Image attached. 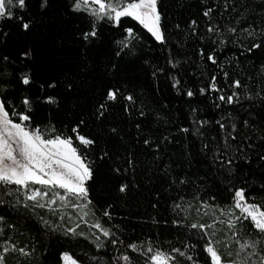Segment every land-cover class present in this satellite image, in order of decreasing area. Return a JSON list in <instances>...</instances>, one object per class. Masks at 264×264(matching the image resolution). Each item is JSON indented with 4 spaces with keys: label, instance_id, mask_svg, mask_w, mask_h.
Returning <instances> with one entry per match:
<instances>
[{
    "label": "trees",
    "instance_id": "16d2710c",
    "mask_svg": "<svg viewBox=\"0 0 264 264\" xmlns=\"http://www.w3.org/2000/svg\"><path fill=\"white\" fill-rule=\"evenodd\" d=\"M11 11L0 19V103L13 122L28 115L26 127L72 139L91 168L89 215L101 227L69 233L1 186L0 264H61L63 253L151 264L156 252L208 264L207 245L231 262L236 229L264 264V235L226 227L238 189L264 210V0H159L162 41L129 18L95 23L71 0Z\"/></svg>",
    "mask_w": 264,
    "mask_h": 264
},
{
    "label": "snow or ice",
    "instance_id": "6c2138e0",
    "mask_svg": "<svg viewBox=\"0 0 264 264\" xmlns=\"http://www.w3.org/2000/svg\"><path fill=\"white\" fill-rule=\"evenodd\" d=\"M89 3L96 5V7L89 8ZM25 4L26 0H7V2L6 0H0V18L12 16L11 6L18 5L22 9ZM73 7L74 10L84 8L96 20L107 18L117 24L122 17H131L147 29L157 41L163 40L156 0H76ZM205 14L207 15V13ZM23 27L28 29L29 24L24 23ZM125 31L129 37L133 35L131 28H127ZM87 35L89 34L86 33L85 36ZM91 35H95L94 30ZM252 47H258V45L253 44ZM208 59L212 60L213 57L209 56ZM23 82L27 84L29 82L28 78L25 77ZM236 86H239L238 82H236ZM212 87L215 88V85ZM187 95L192 96L193 93L189 91ZM108 97L114 98V93L109 91ZM221 99L225 98L221 97ZM227 100L231 103L232 96H228ZM23 103L27 106L29 101L25 99ZM12 115H16L15 111ZM29 119L28 115L19 114L20 122H13L3 103H0V182L15 184L22 188H27L29 184L51 188L54 190L53 195L65 206H68V197H72L76 201L87 200L88 190L85 183L91 178V168L85 163L86 158L78 155V150L73 146L70 137L63 134L48 136L42 133L39 128L30 129L26 127L23 122L29 121ZM72 131L76 132L77 130L73 128ZM76 138L86 146L93 143L92 140L79 134ZM55 189H63L64 194L60 195ZM121 191H124L123 187ZM45 195H47V192L33 189L26 198L36 201L37 196L43 198ZM244 199L243 190H236L235 207L239 208L241 213L250 217L253 226L264 233V211H261L254 204H242L241 202ZM54 202V200H49L48 206L51 207ZM36 206L44 207L45 205L37 204ZM85 207L87 205H80L82 211ZM83 215H87V213H83ZM83 215L81 219H83ZM44 224L47 226V221H44ZM229 225L231 226V221H229ZM191 226L193 228L198 227L196 224ZM94 227L99 229L101 226L97 223ZM199 227H210V225H199ZM68 231L76 234L74 229H68ZM103 235L107 237L109 235L108 231L103 230ZM249 246L255 248V242L249 245L248 241L245 240L241 245V251ZM97 247H101V244L98 243ZM132 247L134 248L135 245H132ZM205 250L210 254L212 264H222L221 256L211 245ZM124 259L127 260L128 257L125 256ZM61 260L65 264H68V262L76 264V261L67 253L61 255ZM151 264H168V257L164 253L156 252L151 255Z\"/></svg>",
    "mask_w": 264,
    "mask_h": 264
},
{
    "label": "rangeland",
    "instance_id": "374dc122",
    "mask_svg": "<svg viewBox=\"0 0 264 264\" xmlns=\"http://www.w3.org/2000/svg\"><path fill=\"white\" fill-rule=\"evenodd\" d=\"M158 1L159 0H156V7H157ZM6 2H7V0H6ZM75 2H76V0H71L73 9H74L73 6H74ZM14 7H19V6L18 5H13V6H11V9H13ZM88 7L89 8H93V7H96V5H93V4L89 3ZM75 11L83 13V14L91 17L95 23L99 22L101 20L110 21L107 18H102V19L96 20L84 8H81V10H75ZM122 18L132 19L131 17H122ZM133 21L136 22L142 28V25L139 24V22H137L135 20H133ZM110 22H113L114 24H117L114 21H110ZM127 35H128V33H127ZM109 99L112 100L113 98H109ZM77 141L79 143H81L78 139H77ZM1 186L4 187V188H10L12 186H15L16 188L18 187L21 190V192L23 194H25V199L27 201L31 202L34 205L35 210L45 211V213H47L50 216L51 219H56L57 223L60 224L61 227L64 226V228L67 229V230L68 229H74L75 232L78 233V235H81V234L84 235L88 231H90V232L96 231L97 232L99 230L98 228L94 227V225L97 224L95 219L91 215H89L90 212H89L88 199L87 200L76 201L72 197H68L67 198L68 199V206H65L57 197H55L53 195V191L54 190L51 189V188H48V187H44V186H41V185H38V184H35V185L34 184H29V186L27 188H22V187H19V186L15 185V184H6V183L0 182V188H2ZM33 189H40L42 192H47V195L43 196V198H41L40 196H37L36 201L28 200L26 197H27V195L31 194V191ZM55 191L58 192L60 195L64 194V190L63 189H55ZM49 200H54L55 201L51 205V207L48 206V201ZM241 203L242 204H254L261 211H264L259 205L253 203L252 201L247 200L246 197ZM37 204H43L45 206L44 207H38V206H36ZM81 204L87 205V207H85L83 209V211L80 208ZM83 213H87V215H83ZM230 213H231V216L230 215L229 216H230L231 220H229V221H231V226L229 225V221H228L226 223V227H229L230 229H236V227H238V223H239V225L241 224L240 222H243L242 225H244L245 223H248V225L249 224L252 225V229H254L256 232H259L260 234L264 235V233L260 232L259 230H257L253 226V222H252L250 217H247L246 214L241 213L239 208L235 207V203H234V206H233V211H231ZM82 215H83V219H81ZM235 232H234L235 233V239H236L235 242H234L236 244V248H235L236 255H235V258L231 262H223L222 261V264H242V262H243V264H254V262L252 261L253 259L258 258V260H259L258 253L251 246H249L247 248H244L243 251H241V245L243 244V242L245 240L247 241L248 239L243 240L238 229H236ZM69 233H72V232H69ZM248 243H249V245L252 244L250 241ZM207 247H208V245L206 246V248ZM247 250H248V252H247ZM182 252H180V253H182ZM206 253H207V256L209 258L208 264H212L210 254L208 252H206ZM68 256H70V255L68 254ZM165 256L168 257V264H172L170 257L167 256V255H165ZM185 256L187 257V259L189 260V262L191 264H199L198 262L193 261L189 254L185 255ZM260 259L262 260V257H260ZM61 264H65V262L63 260H61ZM68 264H70V262H68ZM76 264H79V263L76 262Z\"/></svg>",
    "mask_w": 264,
    "mask_h": 264
},
{
    "label": "water",
    "instance_id": "95a60500",
    "mask_svg": "<svg viewBox=\"0 0 264 264\" xmlns=\"http://www.w3.org/2000/svg\"><path fill=\"white\" fill-rule=\"evenodd\" d=\"M142 28L148 33V34H150L151 35V33H149L148 31H147V29H145L143 26H142ZM152 36V35H151ZM24 123V122H23Z\"/></svg>",
    "mask_w": 264,
    "mask_h": 264
}]
</instances>
